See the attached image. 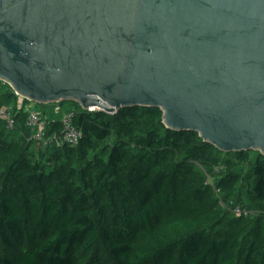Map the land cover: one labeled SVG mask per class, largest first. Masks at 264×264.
<instances>
[{"label": "trees", "instance_id": "obj_1", "mask_svg": "<svg viewBox=\"0 0 264 264\" xmlns=\"http://www.w3.org/2000/svg\"><path fill=\"white\" fill-rule=\"evenodd\" d=\"M19 100L0 81L15 122L0 119V264H264L258 151L167 130L159 108L107 114L75 102L42 106V145ZM69 111L80 139L57 145Z\"/></svg>", "mask_w": 264, "mask_h": 264}, {"label": "water", "instance_id": "obj_2", "mask_svg": "<svg viewBox=\"0 0 264 264\" xmlns=\"http://www.w3.org/2000/svg\"><path fill=\"white\" fill-rule=\"evenodd\" d=\"M0 81L264 156V0H0Z\"/></svg>", "mask_w": 264, "mask_h": 264}, {"label": "built area", "instance_id": "obj_3", "mask_svg": "<svg viewBox=\"0 0 264 264\" xmlns=\"http://www.w3.org/2000/svg\"><path fill=\"white\" fill-rule=\"evenodd\" d=\"M19 104H21L22 99L19 98ZM92 111V110H88ZM26 114L25 125L29 129L30 137L29 140L42 145H46L48 140L45 137V128L48 123L47 118L42 115L40 112H37L34 108L33 103L26 105L24 108ZM55 112H60L59 108H55ZM72 112H61L60 122L62 124V135L56 141V144H70L77 145L80 139L79 131L72 125ZM0 119L5 121L7 128L12 129L15 122L13 117V111L11 106H2L0 107ZM235 214L237 216L245 215L249 213L244 210L236 209Z\"/></svg>", "mask_w": 264, "mask_h": 264}, {"label": "rangeland", "instance_id": "obj_4", "mask_svg": "<svg viewBox=\"0 0 264 264\" xmlns=\"http://www.w3.org/2000/svg\"><path fill=\"white\" fill-rule=\"evenodd\" d=\"M66 103V102H65ZM34 105V108H35V110L37 111V112H40L41 113V111H47L48 109H43L42 108V106H44V105H40V104H33ZM53 109V108H52ZM32 149H34V145H33V147H32Z\"/></svg>", "mask_w": 264, "mask_h": 264}]
</instances>
